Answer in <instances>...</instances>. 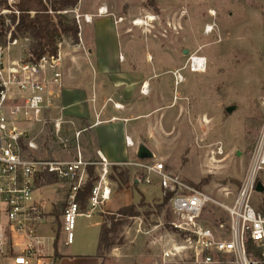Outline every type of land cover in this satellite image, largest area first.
Returning a JSON list of instances; mask_svg holds the SVG:
<instances>
[{"label":"rangeland","instance_id":"obj_1","mask_svg":"<svg viewBox=\"0 0 264 264\" xmlns=\"http://www.w3.org/2000/svg\"><path fill=\"white\" fill-rule=\"evenodd\" d=\"M15 2L0 0L5 29L0 49L5 62L32 58L34 47V41L27 35L10 39L14 10L10 6ZM100 8L107 14L98 15ZM61 13L79 23L78 44L82 36L90 44L91 63L109 67L94 76L88 71L83 77L86 87L90 88L95 78L101 84L116 81L118 72L128 66L147 80L148 94L139 96L138 102L139 112L144 115L143 133L148 129L147 120L155 122L157 129L155 136L140 140L153 155L149 164H162L165 171L181 177L217 202L231 203L264 116V0H78L75 8ZM86 15L91 16V22L84 21ZM139 19L144 26H135ZM208 26L212 31L206 34ZM71 46L76 45L70 38L62 37L57 54L63 49L81 50ZM184 50L188 51L187 55H183ZM191 56L206 59L204 73L188 72ZM176 75L182 77L181 82L176 80ZM113 99L117 100V95ZM232 106L236 109L226 113V108ZM108 108L113 109V103ZM35 131L40 133L35 140L36 156L62 160L72 157V145L67 150L60 149L51 125L37 127ZM83 147L86 149L81 138L84 161H97V156L85 152ZM137 161V158L129 160ZM122 172H127L128 189L138 194L134 206L139 217L130 219L122 228L123 244L108 251L102 264H193L186 251L173 259L162 257L163 251L183 246L186 236L172 226L180 219L171 212L157 181L146 185L141 171L118 166L108 172V182L114 188L118 185L110 178ZM93 176H98L95 168ZM135 181L145 188L146 196L135 188ZM68 194L69 184L59 181L39 187L33 193L32 197L43 200L44 206L41 202L40 205L47 220L40 234L49 244L56 239V248L61 252L88 255L96 251L97 215L103 221V217L114 213H100L96 208L89 218L78 216L74 241L65 246L60 214ZM263 196H255L254 209L263 211ZM123 202L112 201L104 208L113 210ZM225 221L226 214L214 206L207 207L200 217V223L211 229ZM13 241L17 246L22 243L19 236H13ZM48 253L55 262L57 254L53 245Z\"/></svg>","mask_w":264,"mask_h":264},{"label":"built area","instance_id":"obj_2","mask_svg":"<svg viewBox=\"0 0 264 264\" xmlns=\"http://www.w3.org/2000/svg\"><path fill=\"white\" fill-rule=\"evenodd\" d=\"M86 19L87 15L85 22ZM198 59L197 56L188 58L189 73H199ZM203 61L206 65L205 58ZM61 89L60 54L5 62L0 49V264H55L53 255L48 253L53 244L40 234L47 221L45 212L32 197L38 190L39 176L51 175L69 184L60 230L64 234V245L70 246L74 241L76 218H89L96 208L109 200L108 172L118 166L141 171L146 185L156 180L162 197L168 198L171 212L180 219L172 226L184 232L185 243L163 251L164 259L179 257L186 251L193 264H264V198L263 211L252 205L258 195L257 182L264 186V116L233 200L223 204L165 171L162 164L151 165L149 160L139 159L113 164L100 152H97V161H84L81 136L86 129L77 128L75 123L64 119V108L58 97ZM47 124L51 125L60 149L67 150L72 145L73 155L69 160L35 155L38 151L35 140L40 136L35 128ZM64 125L72 129L71 138L64 132L67 130ZM125 144L130 148L134 146L127 137ZM87 167L97 169L98 179L91 191L89 211L81 213L75 197L87 180ZM209 206L226 214L225 223H219L215 229L200 223L202 213ZM13 236L21 237L19 246L14 243ZM54 240L51 241L54 243Z\"/></svg>","mask_w":264,"mask_h":264},{"label":"crops","instance_id":"obj_3","mask_svg":"<svg viewBox=\"0 0 264 264\" xmlns=\"http://www.w3.org/2000/svg\"><path fill=\"white\" fill-rule=\"evenodd\" d=\"M89 47L90 44L86 43L82 36L80 44L70 47L81 50H59L62 89L58 92V97L59 104L64 108V119L75 123L77 128L86 129L81 136L82 142L84 141L85 143L86 149L83 147L85 152L87 150L95 157L97 156V152H100L108 162L113 164L134 160L136 158L137 148L142 145L140 141L141 137H153L157 131L156 127L154 128L155 122L151 120H147V131L143 133L141 127V121H143L142 117L144 115L139 112L138 98L143 95L142 91L147 84V80L136 69L128 66L118 72V79L116 81L101 84L95 78V83L90 88L86 87L83 77L88 71L94 76L99 71L100 73L106 72L109 68L107 66L105 67L103 63H100L99 66L91 63L92 51L89 50ZM121 55L123 56V54ZM123 59L125 61L124 56ZM116 95L117 100H114L113 98ZM110 102L113 103V109L108 108ZM151 112L153 110L148 114ZM67 128L69 127L64 125V129ZM66 132H68L70 137L72 136V129H67ZM126 137L132 140L134 144L132 148L126 146ZM116 184L118 186L114 188L113 184L111 186L109 183V200L98 208V212L115 213L122 206L134 205L138 200L137 192L130 191L128 185L121 186L118 183ZM135 186V188L146 196L145 188L141 184L137 185V181H135ZM54 197L53 194L50 201ZM34 199L39 203L41 202L42 207L44 206L41 198L36 196ZM112 201L116 203L124 202L117 205L113 210L105 209L104 207L107 203H111ZM101 223L102 217L97 215V220L94 225L98 231L100 230ZM55 250L59 256V258L55 259V264L56 261L58 264H102V259L96 258L95 256L96 251L88 253V255H73L71 253L61 252L56 247Z\"/></svg>","mask_w":264,"mask_h":264},{"label":"trees","instance_id":"obj_4","mask_svg":"<svg viewBox=\"0 0 264 264\" xmlns=\"http://www.w3.org/2000/svg\"><path fill=\"white\" fill-rule=\"evenodd\" d=\"M5 3L3 1L4 5ZM77 3L78 0H17L13 6H10L14 9L10 20L13 24L10 39L16 40L15 38L18 35L29 36L34 41L31 56L35 60L46 54H57V44L62 37L70 38L72 43L77 45L79 34L77 23L74 19H68L65 14L61 13L75 8ZM4 37V20L0 16V44L3 42ZM86 171L87 179H89L77 191L75 197L81 213H85L91 191L98 179L93 176V167H87ZM110 179L121 186H125L129 182L127 172L116 174L115 177L111 176ZM57 182L53 176L43 174L37 179L36 187L39 188ZM167 199V197H164L165 201ZM56 216L58 218L59 213ZM136 217H139V212L134 205L122 207L114 214L103 217L98 235L96 258L103 260L108 251L123 244L120 237L122 228L128 224L130 219ZM55 240L53 248L55 254H57ZM57 258H59L58 255Z\"/></svg>","mask_w":264,"mask_h":264},{"label":"water","instance_id":"obj_5","mask_svg":"<svg viewBox=\"0 0 264 264\" xmlns=\"http://www.w3.org/2000/svg\"><path fill=\"white\" fill-rule=\"evenodd\" d=\"M188 51L184 50L183 55H187ZM236 109L235 106L226 108V113L231 114ZM153 157L152 153L144 146L140 145L136 151V158L139 160H150ZM255 191L258 194H264V186L261 182H257Z\"/></svg>","mask_w":264,"mask_h":264},{"label":"bare ground","instance_id":"obj_6","mask_svg":"<svg viewBox=\"0 0 264 264\" xmlns=\"http://www.w3.org/2000/svg\"><path fill=\"white\" fill-rule=\"evenodd\" d=\"M98 14L99 15H106L107 14V11L104 9V8H100L99 10H98ZM210 15H214L213 13H210ZM148 19L151 21V20H153L151 17H148ZM91 21V19H90V17L89 16H87V19H86V22H90ZM145 25V23L143 22V21H141L140 19L139 20H137V22L135 23V26H137V27H139V26H144ZM211 31H212V28L210 27V26H208L207 28H206V31H205V33L206 34H209V33H211ZM199 59L198 60H196L198 63H199V73H204L205 72V69H206V65H204V61H203V58H200V57H198ZM177 80H178V82H181L182 81V77L181 76H177ZM147 89H148V86L147 85H145V88H144V90H143V95H147Z\"/></svg>","mask_w":264,"mask_h":264}]
</instances>
